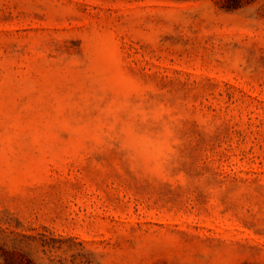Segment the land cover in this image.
Returning a JSON list of instances; mask_svg holds the SVG:
<instances>
[{"label":"rangeland","instance_id":"374dc122","mask_svg":"<svg viewBox=\"0 0 264 264\" xmlns=\"http://www.w3.org/2000/svg\"><path fill=\"white\" fill-rule=\"evenodd\" d=\"M0 264H264V0H0Z\"/></svg>","mask_w":264,"mask_h":264}]
</instances>
